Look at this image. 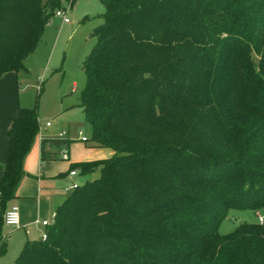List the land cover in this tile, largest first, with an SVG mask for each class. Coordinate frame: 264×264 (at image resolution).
Instances as JSON below:
<instances>
[{
	"label": "trees",
	"instance_id": "obj_1",
	"mask_svg": "<svg viewBox=\"0 0 264 264\" xmlns=\"http://www.w3.org/2000/svg\"><path fill=\"white\" fill-rule=\"evenodd\" d=\"M80 105L90 146L108 158L70 170L99 176L68 190L14 264H264V219L219 226L230 209L264 207V0H100ZM75 0H0V78L25 68L58 8ZM41 125L18 106L0 179L7 202L28 173ZM87 140V141H88ZM71 140L44 137L40 158Z\"/></svg>",
	"mask_w": 264,
	"mask_h": 264
},
{
	"label": "rangeland",
	"instance_id": "obj_2",
	"mask_svg": "<svg viewBox=\"0 0 264 264\" xmlns=\"http://www.w3.org/2000/svg\"><path fill=\"white\" fill-rule=\"evenodd\" d=\"M103 11L100 0H75L68 9L69 22L54 14L36 49L24 60L25 68L17 75L19 104L38 109L41 128L45 127L46 121H51L52 126L47 129H69L75 142H80V128L88 137L91 135L89 122L80 105L81 92L86 84L83 62L94 44L92 33L103 20ZM98 152L101 155L108 153L109 149ZM98 176L99 169L95 168L90 173H78L74 182L81 183ZM260 216L264 217V207L258 211L230 209L219 230L221 233L231 232L239 223L256 222ZM22 232L19 227L3 224L6 250L0 252V264H14L23 246Z\"/></svg>",
	"mask_w": 264,
	"mask_h": 264
},
{
	"label": "crops",
	"instance_id": "obj_3",
	"mask_svg": "<svg viewBox=\"0 0 264 264\" xmlns=\"http://www.w3.org/2000/svg\"><path fill=\"white\" fill-rule=\"evenodd\" d=\"M17 75L15 72H8L0 78V179L3 175L2 165L5 163L8 153V131L11 127V117L17 114L20 105L16 93ZM46 123L45 127L41 128L26 157L24 168L28 174L22 179L16 196L9 200L7 204V207L13 204L20 207L21 225L19 228L24 231L22 232L24 237L22 245L27 240L37 239L41 236L46 227L41 223H36V220L50 218L56 208L65 200L68 191L67 186L74 182V177L78 173L83 174L79 168H76L78 173L70 175V165L72 163L103 159L113 155L111 148L92 147L89 140L82 141L79 134L81 128L78 130V140L80 142H75V139L69 135L70 130L67 129L66 137L72 141L69 147V159L42 161L40 158L41 139L56 137L61 130H64L60 127L47 129V127L52 126V123L50 125ZM102 149H109V152L98 155L100 153L98 151Z\"/></svg>",
	"mask_w": 264,
	"mask_h": 264
},
{
	"label": "built area",
	"instance_id": "obj_4",
	"mask_svg": "<svg viewBox=\"0 0 264 264\" xmlns=\"http://www.w3.org/2000/svg\"><path fill=\"white\" fill-rule=\"evenodd\" d=\"M70 6H66L63 8H58L55 11V15L61 17L64 22H69L70 18L68 16V9ZM51 122H47V125H50ZM67 132L65 130H61L58 134V136H66ZM79 134H80V139L82 141H87L89 139V137L84 134L83 129L79 130ZM61 158L68 160L69 159V152L66 149H63V151L60 153ZM78 173L77 169H72L70 170V175H76ZM77 185L76 182H72L67 186V190H71L72 188H74ZM56 216V212H53L50 218H46V219H37L36 223H41L43 226H48L50 225L53 221L54 218ZM264 217L260 216L259 217V221H263ZM4 221L5 224L11 225V226H16L19 227L21 225V214H20V207L17 204H13L11 205L5 212L4 214ZM47 236V232L43 231L41 233V237L42 238H46Z\"/></svg>",
	"mask_w": 264,
	"mask_h": 264
}]
</instances>
